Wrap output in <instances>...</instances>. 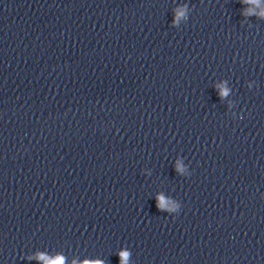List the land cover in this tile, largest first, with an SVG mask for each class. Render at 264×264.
<instances>
[{"label": "clouds", "instance_id": "obj_1", "mask_svg": "<svg viewBox=\"0 0 264 264\" xmlns=\"http://www.w3.org/2000/svg\"><path fill=\"white\" fill-rule=\"evenodd\" d=\"M262 2L264 0H241V3L253 5L254 7H250L248 9H245L243 14L244 15H257L260 18H264V7H262ZM255 8H260L261 10L259 12L255 11ZM185 9L181 8L176 11V19L173 21V23H176L178 19L184 15ZM221 97L227 96L228 90L226 88H221L220 93ZM157 206L161 208V210H164L165 204L163 197H158V203ZM121 256V262L122 264H126L129 253L127 251H123L120 253ZM32 258V257H30ZM39 260L46 261L47 264H64V258L62 256H57L54 260H50L46 255L44 254H38L36 257H34ZM73 264H77L76 261L73 262ZM83 264H90L89 261H84ZM95 264H103L102 261H96Z\"/></svg>", "mask_w": 264, "mask_h": 264}]
</instances>
